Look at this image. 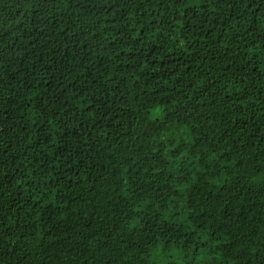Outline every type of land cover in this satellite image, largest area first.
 I'll return each mask as SVG.
<instances>
[{
  "label": "trees",
  "instance_id": "obj_1",
  "mask_svg": "<svg viewBox=\"0 0 264 264\" xmlns=\"http://www.w3.org/2000/svg\"><path fill=\"white\" fill-rule=\"evenodd\" d=\"M0 264H264V0H0Z\"/></svg>",
  "mask_w": 264,
  "mask_h": 264
}]
</instances>
